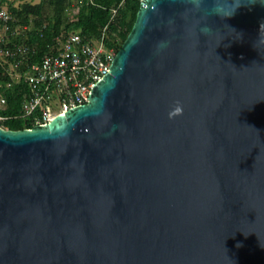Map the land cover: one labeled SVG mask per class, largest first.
Returning a JSON list of instances; mask_svg holds the SVG:
<instances>
[{
    "label": "water",
    "instance_id": "water-1",
    "mask_svg": "<svg viewBox=\"0 0 264 264\" xmlns=\"http://www.w3.org/2000/svg\"><path fill=\"white\" fill-rule=\"evenodd\" d=\"M212 4L143 0L86 105L0 127V264H264V2Z\"/></svg>",
    "mask_w": 264,
    "mask_h": 264
},
{
    "label": "trees",
    "instance_id": "trees-1",
    "mask_svg": "<svg viewBox=\"0 0 264 264\" xmlns=\"http://www.w3.org/2000/svg\"><path fill=\"white\" fill-rule=\"evenodd\" d=\"M3 1L6 4L7 1ZM8 6L13 20L8 24L0 22V45L5 51H11L13 58L0 57V97L7 103L0 114L8 118L2 124L6 130L20 131L38 125L36 115L27 120L19 118L33 94L24 76L45 54L56 51V37L77 33L95 44L105 33L106 46L114 47L118 53L133 29L141 3L135 0H39L38 4L24 3L15 7L10 3Z\"/></svg>",
    "mask_w": 264,
    "mask_h": 264
},
{
    "label": "built area",
    "instance_id": "built-area-1",
    "mask_svg": "<svg viewBox=\"0 0 264 264\" xmlns=\"http://www.w3.org/2000/svg\"><path fill=\"white\" fill-rule=\"evenodd\" d=\"M135 1L142 4L143 0ZM12 20L11 12L5 7L4 1L0 0V22L8 24ZM56 42V51L45 54L24 76L33 94L24 104L19 118L27 120L36 115L38 125H47L57 116L86 105L90 93L108 74L117 55L114 47L106 46L105 33L95 44L85 41L77 33L60 34ZM4 55L13 58V53L5 51L0 45V57ZM6 104V99L0 97V109L5 108ZM7 120L0 114L1 128L6 129L2 124Z\"/></svg>",
    "mask_w": 264,
    "mask_h": 264
},
{
    "label": "clouds",
    "instance_id": "clouds-1",
    "mask_svg": "<svg viewBox=\"0 0 264 264\" xmlns=\"http://www.w3.org/2000/svg\"><path fill=\"white\" fill-rule=\"evenodd\" d=\"M256 0H213L212 8H213V14L221 17V18H227L231 17L235 14V12L244 4L246 3H255ZM264 2V0H262ZM231 8L232 12L230 15H225L221 9L225 8ZM176 111H179V109H176Z\"/></svg>",
    "mask_w": 264,
    "mask_h": 264
},
{
    "label": "rangeland",
    "instance_id": "rangeland-1",
    "mask_svg": "<svg viewBox=\"0 0 264 264\" xmlns=\"http://www.w3.org/2000/svg\"><path fill=\"white\" fill-rule=\"evenodd\" d=\"M5 7L8 8L9 4L12 3L15 7H18L24 3H30V4H38L39 0H6Z\"/></svg>",
    "mask_w": 264,
    "mask_h": 264
}]
</instances>
